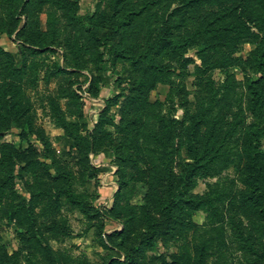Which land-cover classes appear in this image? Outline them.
<instances>
[{
  "label": "trees",
  "instance_id": "1",
  "mask_svg": "<svg viewBox=\"0 0 264 264\" xmlns=\"http://www.w3.org/2000/svg\"><path fill=\"white\" fill-rule=\"evenodd\" d=\"M174 2L177 5L167 14ZM110 3L109 16L101 12L82 19L72 0H0V37L15 35L21 59L17 68L13 55L0 47V135L16 129L19 140L27 145L21 149L0 143V217L28 232L27 264L45 259L48 264L64 263L65 258L55 257L43 242L40 229L46 226L45 232L54 237L60 233L68 236L55 218L62 207L76 209L87 220L101 216L86 204L84 196L72 191L71 169L54 156L43 131L35 126L24 86L26 54L52 53L60 18L65 25L82 30L87 22L85 31L96 42L95 47L100 43L108 46L111 63L125 59L136 75L120 109L114 139L98 132L103 117L92 132L81 135L84 126L65 122L60 108L50 100L52 111L79 154L80 167L89 168L88 155L104 147L118 162L120 185L106 216L120 222L122 229L104 235L100 243L104 249L118 252L122 260L111 258L107 264H264V0ZM41 6L48 8L46 31L31 20ZM56 12H60L58 19ZM22 16L26 22L20 26ZM99 30H105V37L97 36ZM113 34L119 36L120 44H114ZM127 37L129 45H121ZM243 40L256 45L245 66L260 77L241 82L228 74L216 85L208 73L225 69L230 63L224 51L235 50ZM68 44L72 46V66L77 69L82 65L78 58L82 47L76 41ZM191 48L197 50L200 61L194 73L198 100L182 121L166 118L162 104L149 102L148 93L158 84H171L176 64ZM84 50L87 54L85 46ZM95 53L91 61L97 65L102 54ZM192 62L183 61L181 69ZM33 67L35 64H30V70ZM181 124H185V162L180 173L174 174L173 141ZM32 137L40 142L42 152L30 143ZM40 158L50 160L54 175L42 169ZM16 168L30 177L25 183L30 195L26 203L19 201L14 190ZM230 169L233 176H223ZM200 179L216 181L207 184L203 194H193ZM136 184L145 187L139 205L130 203ZM197 212L204 214L201 225L192 219ZM158 243L173 245L177 251L147 257ZM18 258L17 252L7 254L0 239V264H17ZM76 264L89 263L78 260Z\"/></svg>",
  "mask_w": 264,
  "mask_h": 264
},
{
  "label": "rangeland",
  "instance_id": "2",
  "mask_svg": "<svg viewBox=\"0 0 264 264\" xmlns=\"http://www.w3.org/2000/svg\"><path fill=\"white\" fill-rule=\"evenodd\" d=\"M28 1V0H24ZM78 7L77 16L86 19L91 16H97L104 12L109 16L111 13L110 0H72ZM177 5L172 3L166 12L167 14ZM48 8L41 6L35 17L31 18L38 25L41 31L48 30L49 22L47 16ZM60 17V12H56V18ZM29 20V21H31ZM58 25V36L56 43L51 46L52 53H44L40 56H31L26 54V65L24 73V86L27 95L32 103L34 112V124L40 128L54 153V156L61 162L69 165L72 172L71 186L72 191L82 195L86 204L93 211L98 212L100 219L87 220L76 209L62 207L59 214L56 215L57 221H60L62 231L67 232L68 236L60 233L54 237L45 232L46 226L40 227L43 235V242L47 243L55 257L65 258L63 264H76L77 261H85L89 264H107L109 259H119L120 254L114 250L104 249L100 243V238L122 229L120 222H114L106 215L110 213L115 193L119 189V165L114 158V153L109 148H102L96 153L88 155V166L80 167L78 164L79 154L77 153L73 141L66 136L64 129L61 127L57 116L52 111L50 100L60 108L65 122L79 124L84 126L80 132L85 135L86 132H92L96 124L103 117V124L98 128L101 136L113 139L117 136L115 126L120 119V109L129 94L130 85L136 75L131 71L129 62L125 59L117 60L111 63V57L107 53L108 46L100 43L97 48L95 41L89 38L85 31L88 29L87 22L84 23V32L82 28L69 27L65 25L60 18ZM26 22V18H20V26ZM32 22V21H31ZM109 30V28H108ZM105 30L97 32L98 37H105ZM89 33V32H88ZM114 35V34H113ZM115 36L114 44H120L118 35ZM4 41L0 42L2 49L10 52L15 59V66L21 67L19 57L20 45L15 40V35L11 38L4 36ZM71 41H76L82 47L78 54L81 66L74 68L71 60ZM130 38L125 39L121 45H129ZM84 46L87 48L84 50ZM23 48H26V46ZM256 45L249 40L239 42V45L233 51L225 52L224 56L230 63L225 69H216L208 73L209 77L216 83L221 84L229 74L237 81L244 82L246 78L252 81L257 80L260 76L251 73L245 66V60L254 51ZM24 50V49H23ZM82 50V51H81ZM196 49L191 48L186 51L176 66L178 70L171 76V84H158L148 93L149 102H160L162 104V114L166 118H173L182 121L186 111L194 110L199 94L194 87L195 67L200 66V61L196 56ZM102 54V61L95 65L92 58H96V53ZM86 54V55H85ZM185 60H192L186 64L184 69L182 63ZM34 63L35 67L30 70V64ZM72 66V67H71ZM62 69L65 73L60 72ZM34 72H36L34 78ZM34 80V81H33ZM184 88V89H183ZM180 90V91H179ZM73 92V96L70 93ZM112 123V124H111ZM185 124L178 125L173 141L174 151L172 169L174 174L180 173L182 162L184 161V151L182 150V141L185 135ZM18 130L11 131L0 135V143H9L16 148H26V143L21 142L18 138ZM30 143L35 150L42 152L43 148L35 137H32ZM263 150H264V140ZM51 175H54L51 162L48 159L40 158L39 160ZM185 162V161H184ZM18 177L14 181V190L19 196L20 202H28L30 195L26 189L25 183L30 182V177L17 172ZM223 176L232 177L233 170L230 169L223 173ZM216 179H200L192 190L193 194L201 195L206 191L209 183H214ZM145 194V187L141 184L135 185L134 194L130 198L131 204H142V198ZM37 212V210H36ZM193 221L201 225L204 220V214L197 212L193 215ZM47 225L46 220L44 221ZM98 226H102L100 230ZM28 232L0 217V239L8 255L18 253L17 264H27L25 256L27 254L28 243L26 237ZM177 248L173 245L162 246L158 243L157 248L147 253L146 256L169 255L175 253ZM120 260H122L120 258ZM47 259L41 260L37 264H48Z\"/></svg>",
  "mask_w": 264,
  "mask_h": 264
},
{
  "label": "crops",
  "instance_id": "3",
  "mask_svg": "<svg viewBox=\"0 0 264 264\" xmlns=\"http://www.w3.org/2000/svg\"><path fill=\"white\" fill-rule=\"evenodd\" d=\"M4 39H5L4 36L0 37V42H1V41H4ZM0 47H1V45H0ZM1 48H2V47H1Z\"/></svg>",
  "mask_w": 264,
  "mask_h": 264
}]
</instances>
